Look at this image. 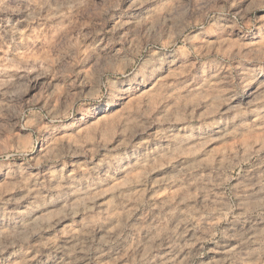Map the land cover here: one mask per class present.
Segmentation results:
<instances>
[{"label":"rangeland","instance_id":"374dc122","mask_svg":"<svg viewBox=\"0 0 264 264\" xmlns=\"http://www.w3.org/2000/svg\"><path fill=\"white\" fill-rule=\"evenodd\" d=\"M0 264H264V0H0Z\"/></svg>","mask_w":264,"mask_h":264}]
</instances>
